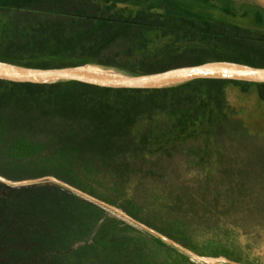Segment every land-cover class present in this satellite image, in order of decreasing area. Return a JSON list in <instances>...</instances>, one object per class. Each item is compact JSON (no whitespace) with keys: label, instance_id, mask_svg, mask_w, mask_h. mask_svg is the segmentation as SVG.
I'll use <instances>...</instances> for the list:
<instances>
[{"label":"trees","instance_id":"obj_1","mask_svg":"<svg viewBox=\"0 0 264 264\" xmlns=\"http://www.w3.org/2000/svg\"><path fill=\"white\" fill-rule=\"evenodd\" d=\"M102 2L83 12L0 0L10 17L0 63L123 77L212 64L264 69V34L196 9L223 0ZM254 21L262 26L264 16ZM230 89L255 95L264 115V84L113 91L0 80V177L18 183L0 181V264H264V176L222 147L252 141L231 134ZM168 133L203 144L153 142ZM41 178L56 181L22 184Z\"/></svg>","mask_w":264,"mask_h":264},{"label":"rangeland","instance_id":"obj_2","mask_svg":"<svg viewBox=\"0 0 264 264\" xmlns=\"http://www.w3.org/2000/svg\"><path fill=\"white\" fill-rule=\"evenodd\" d=\"M225 5L235 9V16H228L221 11V3L216 8H210L208 6H199L197 10H201L203 13L212 16L217 20L228 21L239 26H243L252 30L253 32H259L264 34V24L262 26L257 25L254 21V13L260 12L264 16V0H223ZM40 5L47 10L63 11L65 8L75 9L83 12H89L93 10L95 6L104 7L102 0H40ZM120 8V7H119ZM130 13H134L136 8L122 7ZM154 14V13H153ZM160 15L161 13L155 12ZM174 23L179 26L191 27L196 22H190L188 20H174ZM10 31V17L0 15V39H8ZM216 67H228L224 64H212ZM230 67V66H229ZM75 72L84 73L88 78H100V79H113L119 76L110 72H104L89 68H76ZM229 99L232 107L238 111L236 117V125L232 129L233 132H244L247 137L252 138V141H238L237 137L231 138V141L227 140L223 144V148L229 151L235 152V155L242 158L243 161L253 163L254 166L258 165L259 170L264 176V115L262 116V109L255 98V95L250 94L248 96H240L236 90H229ZM260 107V108H259ZM242 108L244 110H242ZM240 110V113H239ZM238 127V129H236ZM245 135V136H246ZM154 143L167 144L168 146H174L175 148H183L187 146L200 147L203 141H191L188 139V135L168 133L166 136L156 134ZM115 217L122 218V215L114 210H109ZM213 264H225L220 261H214Z\"/></svg>","mask_w":264,"mask_h":264},{"label":"water","instance_id":"obj_3","mask_svg":"<svg viewBox=\"0 0 264 264\" xmlns=\"http://www.w3.org/2000/svg\"><path fill=\"white\" fill-rule=\"evenodd\" d=\"M226 66L228 67H216L213 65L184 66L156 74L142 75L137 77H118L104 81H93L77 76L75 74L76 72L72 68H26L0 63V67L4 68V71L0 72V80L11 83H48L57 81H72L87 87L113 91L158 88L202 79L264 84V69H252L235 65ZM6 69L9 71L6 72ZM47 180L56 181L52 178H41L24 182L22 184H37ZM0 181L10 186L18 185V183H11L2 177H0ZM75 195L84 198L83 194L81 193H76Z\"/></svg>","mask_w":264,"mask_h":264},{"label":"bare ground","instance_id":"obj_4","mask_svg":"<svg viewBox=\"0 0 264 264\" xmlns=\"http://www.w3.org/2000/svg\"><path fill=\"white\" fill-rule=\"evenodd\" d=\"M226 70V69H225ZM4 71V68L0 67V72H3ZM9 71L6 69V72ZM77 76L79 77H82V78H86V79H89V80H93V81H104V80H109V79H100V78H88V76H86L84 73H79V72H76L75 73Z\"/></svg>","mask_w":264,"mask_h":264}]
</instances>
